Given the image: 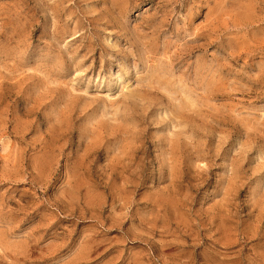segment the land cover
<instances>
[{"label": "rangeland", "instance_id": "374dc122", "mask_svg": "<svg viewBox=\"0 0 264 264\" xmlns=\"http://www.w3.org/2000/svg\"><path fill=\"white\" fill-rule=\"evenodd\" d=\"M0 264H264V0H0Z\"/></svg>", "mask_w": 264, "mask_h": 264}, {"label": "bare ground", "instance_id": "6f19581e", "mask_svg": "<svg viewBox=\"0 0 264 264\" xmlns=\"http://www.w3.org/2000/svg\"><path fill=\"white\" fill-rule=\"evenodd\" d=\"M112 1V0H111Z\"/></svg>", "mask_w": 264, "mask_h": 264}]
</instances>
